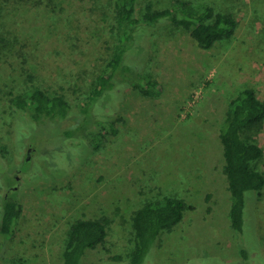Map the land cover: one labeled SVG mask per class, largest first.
I'll return each instance as SVG.
<instances>
[{
	"label": "rangeland",
	"instance_id": "374dc122",
	"mask_svg": "<svg viewBox=\"0 0 264 264\" xmlns=\"http://www.w3.org/2000/svg\"><path fill=\"white\" fill-rule=\"evenodd\" d=\"M113 1L0 0V194L22 204L12 232L0 233V264H62L70 225L101 216L110 220L107 236L80 264H129L134 212L164 196L186 208L142 264H264V193L259 201L246 193L240 237L230 225L219 140L228 102L243 88L264 101V0H136L139 17L147 2L161 9L179 1L230 12L237 26L208 49L168 21L140 29L128 47L130 72L84 114L117 43ZM148 75L159 89L144 95L132 85L145 87ZM34 86L63 94L69 118L34 122L12 105ZM76 123L94 133L96 149L84 134L65 140ZM251 135L264 170V119ZM1 214L0 203V221Z\"/></svg>",
	"mask_w": 264,
	"mask_h": 264
},
{
	"label": "trees",
	"instance_id": "16d2710c",
	"mask_svg": "<svg viewBox=\"0 0 264 264\" xmlns=\"http://www.w3.org/2000/svg\"><path fill=\"white\" fill-rule=\"evenodd\" d=\"M113 6L118 28L117 43L112 57L98 74L96 86L90 92L87 102L81 106L84 114L104 90L115 87L113 81L115 78L130 72V62L126 59L128 47L140 29L168 21L188 30L200 47L208 49L218 40L231 38L237 26V20L232 13L214 11L210 6L193 11L189 10L187 3L177 1L164 8L153 9L152 4L147 2L140 17L137 13L136 0H114ZM150 35L151 31L147 30L146 40ZM144 47H147V41ZM146 77L145 87L137 84H133L132 87L139 89L144 95L149 94L150 87L155 93L158 92V81L149 75ZM10 101L12 105L27 112L34 122L67 119L72 114L71 106L63 94H48L38 86L14 95ZM263 119L264 101L258 98L253 87H246L228 102L224 122L219 131L224 158L223 171L231 196L230 225L240 237L246 233L244 224L246 193L249 191L255 193V201H259L264 193V170L256 168L257 162L263 156V150L251 135L259 129ZM12 120L18 121L13 118ZM70 127L74 128L63 131L65 140L84 134L88 145L90 141L94 149L98 147L94 139H91L94 133H86V127L80 123ZM10 128V132H13L15 126L12 125ZM5 158V154L0 150V159ZM0 199L2 206L0 233L9 235L13 224L22 214V204L16 196L10 195L7 191L3 195L0 194ZM185 208L186 203L174 196H164L138 208L132 216L134 236L133 249L129 252V264H142L150 249L156 246L159 235L181 221ZM109 222L106 216L80 218L74 221L70 225L62 251V264H80L86 250L95 249L104 242ZM241 254L243 258L248 259V251L244 248L241 249ZM117 259L118 256L113 257V260Z\"/></svg>",
	"mask_w": 264,
	"mask_h": 264
},
{
	"label": "flooded vegetation",
	"instance_id": "af4514ba",
	"mask_svg": "<svg viewBox=\"0 0 264 264\" xmlns=\"http://www.w3.org/2000/svg\"><path fill=\"white\" fill-rule=\"evenodd\" d=\"M32 150V148H28V150H27V153H28V155H30V151ZM15 180L17 181V182H19V176L17 175V176H15ZM12 187H14V189L13 190H17V184L16 185H13Z\"/></svg>",
	"mask_w": 264,
	"mask_h": 264
}]
</instances>
